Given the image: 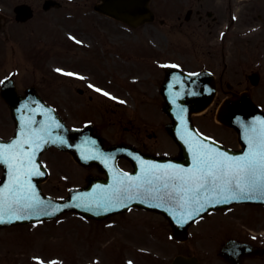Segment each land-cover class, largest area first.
I'll return each instance as SVG.
<instances>
[{
    "label": "rangeland",
    "instance_id": "1",
    "mask_svg": "<svg viewBox=\"0 0 264 264\" xmlns=\"http://www.w3.org/2000/svg\"><path fill=\"white\" fill-rule=\"evenodd\" d=\"M59 1L60 9L43 11V0H0V13L6 17V21H0V81L13 74L21 91L30 83V78L39 82L43 75L56 78V69L61 67L84 68L92 89L104 90L110 98L105 102L96 98L89 105L57 107L69 126L93 123L109 142L122 140L150 152L175 154L177 145L164 130L168 118L161 105L151 102L156 96L152 80L157 72L151 60L140 72L135 58L148 49L150 52L155 44L164 47L167 26L154 21L130 29L95 13L92 6L97 0ZM21 2L29 3L34 9L33 18L22 24L14 21L12 10ZM165 6L166 0H152L157 20L166 19ZM37 53L43 55L39 60ZM79 77L85 75L79 74ZM215 112L214 104L205 112L194 114L195 125L205 135L236 147V133L220 125ZM13 130L9 110L0 98V136L8 138ZM42 159L50 172L43 189L54 197L64 196L69 187L82 185L86 175L98 172L78 165L69 154L56 149L46 151ZM119 164L124 169L131 168L125 160ZM143 214L132 209L111 217L106 223H97L68 213L49 223L1 230L0 243L25 251L32 244L42 246L38 251L24 252L23 264H38L34 258L42 253L56 255L53 257L61 259V264H69L75 237L80 239L105 227H128L129 223L136 226L140 219L147 217ZM155 217L163 223L161 216ZM51 242L54 245L49 247Z\"/></svg>",
    "mask_w": 264,
    "mask_h": 264
},
{
    "label": "flooded vegetation",
    "instance_id": "2",
    "mask_svg": "<svg viewBox=\"0 0 264 264\" xmlns=\"http://www.w3.org/2000/svg\"><path fill=\"white\" fill-rule=\"evenodd\" d=\"M165 7L166 19L157 20L167 26L165 46L155 44L137 58L144 70L151 60L157 72L151 102L163 104L159 88L163 67L169 66L189 74L213 75L216 93L211 106L248 93L264 109V0H166ZM65 70L73 75L64 76ZM85 70L57 69L55 74L63 78H55L54 86L50 78H41L38 92L56 107L89 105L96 98L105 102L110 94L89 87ZM78 73L85 77H73ZM192 101L190 106L199 105ZM148 215L136 226L105 227L75 237L69 264H264L262 203L212 210L188 228L184 241L173 239L171 228L159 227L154 214ZM23 255V250L0 243V264H23ZM53 256L42 253L35 261L62 263Z\"/></svg>",
    "mask_w": 264,
    "mask_h": 264
},
{
    "label": "water",
    "instance_id": "3",
    "mask_svg": "<svg viewBox=\"0 0 264 264\" xmlns=\"http://www.w3.org/2000/svg\"><path fill=\"white\" fill-rule=\"evenodd\" d=\"M149 1L100 0L94 8L135 27L153 19ZM51 5L57 4L52 0H47L44 3V8L47 9ZM14 11L18 21H25L32 16V11L26 4L17 5ZM166 76H168L167 80L172 74L168 73ZM184 76L190 81L204 79L206 84L205 90L200 92L202 96L199 106L183 105L186 101L179 97L181 95L180 90L170 82L168 83V80L161 87L165 96V105L162 109L171 120L165 125V129L179 147V153L176 156L146 154L124 143L106 145L91 125H86L82 129L68 128L56 111L46 105L33 88L27 89L24 95H21L17 92L11 78L3 80L0 95L10 108L11 116L15 122V134L9 140L0 139V145L6 147L17 141H33L31 144L25 143L23 148L26 152H35L33 166L36 168L37 174L31 175L28 179L32 190L43 203L36 209L17 213L22 217L21 219L8 220L7 217L12 213H5L6 222L0 223V228L11 224L51 219L67 211H75L87 218L103 219L137 206L164 214L175 230L173 235L179 238L192 221L208 210L232 202L264 201L262 200L264 196L259 193H252L250 198L235 199L230 203H217L216 199L218 198H213L205 204V208L198 214L193 213L189 217L188 212L191 209H180L174 202L162 201L159 198L145 195H133L132 199H127L125 194H118L119 198H117V194H114L115 189L119 187L118 181L123 174L126 173L133 177L142 175L141 161L146 165H172L175 168L192 167V150L189 137L196 142L208 144L217 151L232 157H239L247 153L249 137L259 134L260 125L256 122L264 121V112L255 106L246 95H242L239 98L227 99L217 112V119L220 122L235 128L237 131L238 141L242 146L241 151H232L201 135L192 124L191 113L205 109L211 102L214 93L212 79L204 78L203 74ZM38 136L43 139L38 140ZM37 143L40 145L39 148L36 147ZM51 146L69 152L75 161L83 166L96 165L101 172L105 173L106 177L93 175L86 177V184L83 187L69 189L67 196L63 199H55L43 194L40 182L47 177V171L41 164L39 157L45 149ZM121 157H125L131 162L132 172L124 171L117 166V160ZM0 166L3 169L0 177V192H2L7 189L13 179V169L4 163H0ZM45 211L53 212V214L44 215L43 212Z\"/></svg>",
    "mask_w": 264,
    "mask_h": 264
},
{
    "label": "snow or ice",
    "instance_id": "4",
    "mask_svg": "<svg viewBox=\"0 0 264 264\" xmlns=\"http://www.w3.org/2000/svg\"><path fill=\"white\" fill-rule=\"evenodd\" d=\"M103 94L108 95L106 92ZM256 123L260 125V131L258 135L249 137L246 154L232 157L189 137L192 167L146 165L141 161L142 175L133 177L123 174L114 194H117V198L118 194H125L127 199H132L133 195H145L174 202L180 209H191L189 217L193 213L198 214L213 198H218L217 203H230L235 199L250 198L252 193L264 196V121ZM37 139L43 138L38 136ZM32 142L22 140L6 147L0 145V163L13 169L11 183L0 192V223L6 222L5 213H12L7 217L8 220L21 219L17 213L36 209L43 203L37 198L28 179L37 174L33 166L35 152L24 151L23 145ZM36 147H40L39 143ZM43 214L52 215L53 212L45 211Z\"/></svg>",
    "mask_w": 264,
    "mask_h": 264
}]
</instances>
